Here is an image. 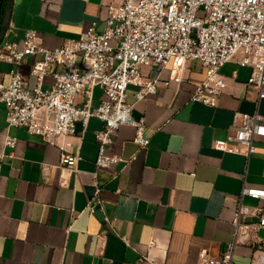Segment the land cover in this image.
<instances>
[{
    "label": "crops",
    "instance_id": "0c3cea01",
    "mask_svg": "<svg viewBox=\"0 0 264 264\" xmlns=\"http://www.w3.org/2000/svg\"><path fill=\"white\" fill-rule=\"evenodd\" d=\"M111 1L10 0L0 44L20 41L26 29H35L39 42L50 48L80 37L93 21L101 31ZM40 58L29 55L20 65L0 61V74L8 81L10 70L18 69L33 84L31 66ZM251 71L237 57L225 63L221 72L228 86L215 106L191 100L205 76L197 60L187 62L179 84L162 82L145 99L137 100L139 86L130 84L132 117L145 120L150 143L141 147L133 141L134 126L122 125L109 152L136 158L109 168L95 163L100 119L76 123L68 148L80 156L74 170L61 164L57 144L22 127L6 129L1 106L0 264H198L203 247L220 254L233 240L243 186L264 187V136L254 138L250 156L214 146L235 132V112L264 116V97L247 83ZM143 73L157 71L145 66ZM162 77L168 79V70ZM53 80L46 76L44 87ZM103 97L95 87L94 103ZM7 134L17 136L14 147L5 144ZM89 201L97 205L94 212ZM243 202L264 206L250 196ZM257 235L236 246L232 264H264V228Z\"/></svg>",
    "mask_w": 264,
    "mask_h": 264
},
{
    "label": "built area",
    "instance_id": "2783aa9c",
    "mask_svg": "<svg viewBox=\"0 0 264 264\" xmlns=\"http://www.w3.org/2000/svg\"><path fill=\"white\" fill-rule=\"evenodd\" d=\"M38 39L35 29H26L20 41L0 44V61L20 65L29 55H41L31 66L33 84L18 69L10 70L8 81L0 74V107L6 109V129L22 127L29 135L57 144L61 164L74 170L80 156L69 152V137L77 122L86 125L93 117L103 122L95 132L98 168L136 158L109 152L124 124L134 126L133 141L147 148L150 138L145 135L146 123L143 118L132 117L128 87L138 85L135 96L145 99L156 93L162 82L179 84L190 60L199 61L205 74L193 89V102L217 105L228 86L221 68L236 57L240 65L252 68L247 83L264 97V0H112L103 30H98L93 21L80 37L68 38L54 48ZM145 66L154 68L157 74H144ZM165 70L168 79L162 77ZM48 75L54 80L44 87ZM97 86L104 97L94 103ZM263 119L259 112H235V132L216 139L214 146L250 156L256 151L254 138L264 136ZM17 139L7 134L5 144L14 147ZM99 191L97 186L96 193ZM245 196L264 201V187L243 186L232 220L233 240L220 254H213L207 246L201 248L198 264H232L238 244L259 239L257 232L264 228V206L253 208L243 202ZM96 207L89 201L91 212ZM105 220L110 218L106 216Z\"/></svg>",
    "mask_w": 264,
    "mask_h": 264
},
{
    "label": "trees",
    "instance_id": "16d2710c",
    "mask_svg": "<svg viewBox=\"0 0 264 264\" xmlns=\"http://www.w3.org/2000/svg\"><path fill=\"white\" fill-rule=\"evenodd\" d=\"M10 7V0H0V34L2 30V22L4 20V17H6L8 10ZM1 40V36H0Z\"/></svg>",
    "mask_w": 264,
    "mask_h": 264
}]
</instances>
